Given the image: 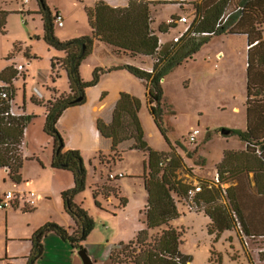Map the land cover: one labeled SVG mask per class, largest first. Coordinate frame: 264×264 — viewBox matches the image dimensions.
Listing matches in <instances>:
<instances>
[{"label":"rangeland","instance_id":"obj_1","mask_svg":"<svg viewBox=\"0 0 264 264\" xmlns=\"http://www.w3.org/2000/svg\"><path fill=\"white\" fill-rule=\"evenodd\" d=\"M98 1L47 0L52 12L56 14L60 11L64 17V25L55 23L56 36L62 41L92 36L88 9L94 8ZM108 2L122 6L127 1ZM193 2L196 1L183 5V14L191 20L195 15ZM237 5V0L229 1L226 14L233 12ZM39 9L38 0H0V10L7 12L6 24L0 26V74L8 67L13 68L16 73L13 78L16 88L14 110L19 116H34L24 138L25 158L29 153L32 160L28 162H37L32 158L33 153L45 151L48 146L44 133V115L47 109L44 104H36L34 100L47 102L52 96L70 91L66 72L58 70L56 75L53 74L52 59L63 56V52L50 47L45 41L44 22ZM172 11L174 10L170 6L157 5L152 15L156 22L154 26L168 22L165 19ZM174 16L178 18L181 14ZM248 56V37L245 34L225 33L210 38L194 54L193 59L169 72L163 83L165 118L170 126L169 141L155 124L142 83L125 69H120L121 72L114 70L117 66H113L111 61L103 63L101 57H108L97 44L83 61L81 76L85 81H92L97 72L99 81L87 88L86 92L103 96L106 101L119 96L117 89L113 91V88L132 89L137 86L135 91L139 93L136 96L140 101L139 116L149 147L161 152L175 149L181 154L184 167L179 169L178 178L194 186L216 178L217 165L222 161L225 151L245 149V143L238 135H223L222 131L246 128ZM20 65L24 66L22 70L17 69ZM123 65L126 64L119 67ZM81 108L85 111V107ZM197 129L199 133L195 143H192L189 135ZM61 133L65 146L68 143L73 147L69 150L80 151L87 169L85 190L76 195V201L95 221V228L85 242V249L96 264H110L109 254L114 247L121 242L133 240L140 230L147 228L149 194L144 176L148 151L126 149L122 153V159L102 163L100 154L107 158L112 152L103 150L109 147V142L97 140L99 133L96 127L84 125L78 130ZM96 140L102 145L103 153H91ZM133 144L134 141L129 140L122 147L130 148ZM32 164L26 171L23 169L22 178L25 180L20 183L13 182L5 169L0 170V195L3 196L9 189L18 195L35 191L40 196L37 197V204L43 200L38 219H27L29 222L24 225L22 219H15L9 225L5 218L6 210L0 209V264L15 263L12 258H7L8 253L11 256L26 253L29 244L7 239L8 236L24 234L28 224L43 226L53 222L66 228L73 226L61 196L50 195L55 184L40 168L43 175L35 176L31 172ZM111 175L123 177L110 178ZM244 177L253 183V173ZM59 180L66 187L65 190L74 187L72 172L59 177ZM229 185L227 183L222 187L227 188ZM109 188L118 190L109 192ZM95 192H98L97 197ZM123 199L126 204L122 203ZM178 208L180 216L171 225L182 232L180 250L192 259V264H264L261 257L264 251H259V248L264 247L263 244L259 245L250 239L244 244V239H240L235 229L226 230L220 236L210 233L211 219L205 211L190 209L183 202L178 204ZM254 208L258 209L259 205ZM151 235L153 238L158 236L157 230L151 232ZM148 243L151 245L150 240ZM44 249L45 253L37 264H83L79 251H74L71 244L55 232L49 233L44 239Z\"/></svg>","mask_w":264,"mask_h":264},{"label":"trees","instance_id":"obj_2","mask_svg":"<svg viewBox=\"0 0 264 264\" xmlns=\"http://www.w3.org/2000/svg\"><path fill=\"white\" fill-rule=\"evenodd\" d=\"M229 1L193 2L195 19L191 32L179 42L173 41L163 48L160 36L172 34L174 39L185 27L176 22H162L154 26L153 6L166 1L128 0L125 7H113L99 0L94 8L88 9L93 35L62 41L55 34L57 12H52L47 0H38L39 13L44 22V39L50 47L63 52V56L52 59L53 74L56 75L58 70L66 72L70 91L52 96L47 102L38 99L34 102L44 104L47 109L44 129L54 141L52 167L69 170L74 175V187L65 190L62 195L65 209L73 218L75 227L71 231L53 222L41 226L32 238L33 248L27 264H37L43 257L44 239L49 233H57L71 244L74 251H82L86 250L85 242L95 228L94 219L76 201V195L86 187L87 169L84 159L78 150H65V140L58 122L68 108L85 103L87 88L99 81L97 72L92 81H85L81 76L82 63L96 42L111 57L127 56L143 65L151 62V71L131 64L113 69H125L145 84L150 113L167 141L170 126L165 118L163 83L169 72L193 59L194 54L210 38L225 33L245 34L249 51L246 128L230 130V135L236 134L244 141L245 149L225 151L222 161L217 165L216 178L198 184L202 190L194 198H190L188 193L193 186L178 178L179 169L184 167L183 156L175 149L161 152L149 147L139 116V99L122 92L112 122L107 123L102 118L97 120L100 134L113 142L112 154L107 158L100 154L102 163L122 159L126 149L148 151L144 176L149 194L147 228L140 230L133 240L121 242L114 247L109 256L110 264H192V259L180 250L182 232L171 225L180 216L178 204L181 202L188 204L190 209L205 211L211 219L210 233L220 236L226 230L235 229L240 239H244V244L250 239L264 245V0H237L236 9L227 15ZM226 15V22L218 26ZM6 17L7 12L0 10L1 27L6 24ZM172 18L179 19L175 16ZM12 69L8 67L0 74V170L5 169L13 182L20 183L26 159L21 145L34 116L9 113L16 95L13 85L16 73ZM3 91L7 92V98L2 97ZM129 140H133L134 144L130 148L122 147ZM250 173L254 174L253 183L244 177ZM227 183L230 185L223 188ZM117 190L108 189L109 192ZM97 195L98 192H95ZM122 203L126 204V201L123 199ZM256 205H259L258 209L254 208ZM155 230L158 236L153 238L151 232ZM263 249L259 248L260 253ZM261 257L264 259L263 254Z\"/></svg>","mask_w":264,"mask_h":264},{"label":"crops","instance_id":"obj_3","mask_svg":"<svg viewBox=\"0 0 264 264\" xmlns=\"http://www.w3.org/2000/svg\"><path fill=\"white\" fill-rule=\"evenodd\" d=\"M104 1H106L108 4H110L108 2L109 0H104ZM126 1L127 2L122 6L116 5V4H114V5L110 4V5L113 7H125L128 4V0H126ZM149 1H156V2L166 1V3L161 4V5H164V7L170 6L171 8H173L174 11L170 12V15L168 17H166L167 19H165V21H168L169 17H171L172 15L174 16L175 14H178V15L181 14V16H185V14H183L184 9H185L183 7V5H188L186 3H191V1H198V0H181L180 2H175V0H149ZM156 6L157 5L153 6V9H155ZM180 17H178V18H180ZM163 38H164V40H163ZM160 39L163 42V47H168L169 45L172 44L173 36H172V34H165V35L160 36ZM167 43H169L168 46H167ZM96 44L98 46H100V44H98V42H96ZM100 47L102 48V53L104 55H106V57H108V58L101 57L103 63H105V62H107V60H109L114 64L113 66H119L122 64H131V65L138 66V67L145 69V70H148V71L152 70L151 62H148L146 65H143L140 62L135 61V60H133L127 56H121V57L112 56L111 57V56L107 55L104 47H102V46H100ZM119 60H122V62H119ZM120 72H121V70H120ZM122 77L128 78V76H122ZM131 80H133V79H131ZM137 81L140 84L142 83L140 80H137ZM141 85L145 89V95L147 96V88H146L145 84L142 83ZM136 87H133L132 89H128V88L125 89L123 87L113 88V91H116V89H117L119 96L115 97L113 99H110L108 101H106V99H103L104 98L103 96L99 97V95H96V93L94 95H92L91 92H89V91L86 92L87 99H86L85 103L68 108L64 112L62 117L59 119V122H58L59 130L61 132L65 133V132H70L73 130H78L81 127H83L84 125H88L90 127H96L97 132L99 133V136H97V140L99 141V139H100V142L103 140L109 142V147L107 149H103V150H105V151L108 150L109 152H112L113 142L111 139L105 138L100 134V131L97 128V120L102 118L107 123H111L113 120L114 110H115V107H116L120 97H121V93L127 92V93L131 94L132 96H134V94H135V97H136L139 94L137 91H135ZM104 96H106V95H104ZM81 107H85L84 108L85 111ZM79 109H81V110H79ZM45 120H46V113L44 115V127H45ZM29 126L27 127L25 134L29 130ZM44 133H45L46 138H47V144H48L47 148L45 149V151L42 150L41 152H34L33 153L34 156L32 158L36 159L37 162H35V161L34 162H28V161H32V160L30 159L29 153H27V157L25 159L23 168L21 170V174H22L23 169H24V171H26L27 169L30 168L29 165L31 163H33L32 167H31V172L33 174H35V176H37V177L42 176L43 174L47 173L46 175L49 178H51V180L53 181V183L56 186V187H54V189L52 188L50 195H60L62 200H63V203H64L62 193L65 191L66 187L60 184L59 177H64L67 175L68 172L71 173V171L64 170V169H56V168L52 167L53 154H54V141L45 132V129H44ZM24 138H25V136H24ZM97 140H96V144L91 148V153H93V154H97V152L103 153L101 151L103 147H102V145L98 144L99 142ZM24 145H25V141L23 139V143L21 145L23 155H24V148H23ZM49 148H51L50 152H49ZM71 148H73V147L67 143V145L65 146V150H69ZM24 157H25V155H24ZM39 168L43 170L42 171L43 174H41V170ZM48 173H51V174H48ZM39 174H41V175H39ZM51 175L56 177V179L54 180V178ZM72 175H73V173H72ZM22 179H23L22 181L25 180L24 178H22ZM73 181H74V175H73ZM74 184H75V182H74ZM8 191H12V190L9 189ZM23 191H26V189H23ZM0 196L2 197V195H0ZM37 197H40V196H38V194H37ZM42 201L40 200L39 205L36 202L37 206L35 205V207H31V208L25 207L24 203H23L24 201H22V200L19 201L18 204L14 208L8 209L5 211V218L7 220V223L10 225L13 220L22 219V223L24 225L25 223L29 222L27 219H30V218L38 219V217L40 216V212H41L40 207L42 205ZM64 208H65V203H64ZM72 221H73V226L68 228L69 230L71 229V231L75 227V222H74L73 218H72ZM40 226L41 225H30V224H28L27 227L25 226L27 229H26V232L24 234L12 235V237L8 236V239H7L8 241H14V242L15 241H21L23 243H27L30 245V246H28L27 251H25L26 253H23V255H12L11 256L8 253L7 258H12L15 261L14 264H27L28 257L31 254L32 248H33L32 238L34 236V233L40 228ZM0 228H2V226ZM109 256H110V254H109Z\"/></svg>","mask_w":264,"mask_h":264},{"label":"built area","instance_id":"obj_4","mask_svg":"<svg viewBox=\"0 0 264 264\" xmlns=\"http://www.w3.org/2000/svg\"><path fill=\"white\" fill-rule=\"evenodd\" d=\"M195 17L191 20V18H189L187 15L185 16H181L179 19H174V18H170V20H168L169 23H179V24H184L185 27L182 29V31L179 33V35L175 36L173 41L174 43L176 42H179V40L187 35L188 33L191 32V27H192V23L194 21ZM228 19L227 15L224 16L220 21H219V24L218 26H220L221 24L225 23L226 20ZM56 23H58L60 26L64 25V17L63 15L58 12L57 15H56ZM205 35H207V33H205ZM160 43L163 44L162 40L160 39ZM24 66H18V70H22ZM19 72H23V71H19ZM1 86V85H0ZM2 97L3 98H7L8 95H7V92L6 91H3L2 93ZM10 114L12 115H17V113L15 112L14 110V107H13V103H12V107L10 109ZM199 133V130H194L193 132L190 133L189 135V139L191 140L192 143H195V140H196V136L197 134ZM117 177H123V175H120V176H113L111 175L110 178H117ZM202 189H201V186L196 184L194 185L190 190H189V197L190 198H194L198 192H200ZM36 199H37V193L35 191H30L28 193H23V194H16L14 193L13 191H7L4 196L2 197V199L0 200V209H4V210H8V209H12L14 208L19 201L23 200L24 203H25V206L26 207H35L36 205ZM264 251V249H263ZM190 264V263H188Z\"/></svg>","mask_w":264,"mask_h":264},{"label":"water","instance_id":"obj_5","mask_svg":"<svg viewBox=\"0 0 264 264\" xmlns=\"http://www.w3.org/2000/svg\"><path fill=\"white\" fill-rule=\"evenodd\" d=\"M222 134H230V130L224 129L222 131ZM79 255L83 261V264H96L94 259L89 255V253L86 250L79 251Z\"/></svg>","mask_w":264,"mask_h":264}]
</instances>
